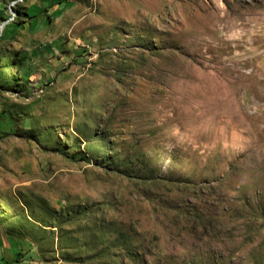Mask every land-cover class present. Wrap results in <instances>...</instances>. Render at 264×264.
<instances>
[{
    "label": "rangeland",
    "instance_id": "374dc122",
    "mask_svg": "<svg viewBox=\"0 0 264 264\" xmlns=\"http://www.w3.org/2000/svg\"><path fill=\"white\" fill-rule=\"evenodd\" d=\"M24 1L0 5L16 260L264 264V0Z\"/></svg>",
    "mask_w": 264,
    "mask_h": 264
},
{
    "label": "crops",
    "instance_id": "0c3cea01",
    "mask_svg": "<svg viewBox=\"0 0 264 264\" xmlns=\"http://www.w3.org/2000/svg\"><path fill=\"white\" fill-rule=\"evenodd\" d=\"M9 1L10 0H0V5L3 4L4 7L6 8ZM47 1H49V0H47ZM62 1L63 0H52V1H50L49 2L50 5L48 7L49 11L51 13L55 12V11H51V5L53 3L56 5V10H58L59 7H57V6L60 5L62 3ZM22 4H23L25 11L31 12V13H33V15H40L41 13H43V12L38 13V9L35 7V5L38 4V0H25ZM63 4H64V1H63ZM63 4H62V6H60L61 8L63 7ZM36 27H38L37 21L35 22L34 28H36ZM6 243L0 237V264H20L19 261L16 260L17 256H19L18 251H17L18 245H15V244L12 245L8 241H6ZM5 244L7 247L5 246ZM27 252H29V253H25V256L30 257V251L27 250ZM22 260H23V262H25V258ZM23 264H25V263H23Z\"/></svg>",
    "mask_w": 264,
    "mask_h": 264
},
{
    "label": "water",
    "instance_id": "95a60500",
    "mask_svg": "<svg viewBox=\"0 0 264 264\" xmlns=\"http://www.w3.org/2000/svg\"><path fill=\"white\" fill-rule=\"evenodd\" d=\"M5 23H6V21L0 23V34H1V30L4 27Z\"/></svg>",
    "mask_w": 264,
    "mask_h": 264
},
{
    "label": "trees",
    "instance_id": "16d2710c",
    "mask_svg": "<svg viewBox=\"0 0 264 264\" xmlns=\"http://www.w3.org/2000/svg\"><path fill=\"white\" fill-rule=\"evenodd\" d=\"M24 57H25V56H24ZM24 79H25V78H24ZM26 124H27V122L25 121V122H24V126H25ZM18 255H19V254H18ZM30 257H31V256H30Z\"/></svg>",
    "mask_w": 264,
    "mask_h": 264
}]
</instances>
